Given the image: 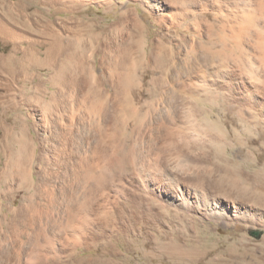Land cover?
I'll list each match as a JSON object with an SVG mask.
<instances>
[{"label":"rangeland","instance_id":"rangeland-1","mask_svg":"<svg viewBox=\"0 0 264 264\" xmlns=\"http://www.w3.org/2000/svg\"><path fill=\"white\" fill-rule=\"evenodd\" d=\"M150 3L157 9H149ZM0 18L14 27L9 36L0 35V54L12 51L17 60L13 72L0 66V247L25 240L23 225L9 230L11 238L4 234L13 217L11 224L28 211L34 223L29 231L43 251L39 259L47 264H264V229L251 227V218H264V0H0ZM92 32H101L98 42ZM55 43L60 48L48 54ZM106 44L113 47L110 54ZM111 52L119 58L113 60ZM127 80L126 90L121 83ZM92 95L113 102L101 104L94 149L110 152L115 141L108 135L113 131L121 140L119 126L136 129L131 120L120 124L125 116L118 99L128 97L143 110L166 104L168 124L179 115L195 130L185 140L197 164L184 169L196 173L181 179L227 212L250 213L247 218L191 219L160 199L157 182L143 185L133 175L107 169L103 179L77 183L75 205L85 199L86 206L75 207L73 215L83 233L56 226L50 213L59 195H39L42 155L52 153L58 132L75 130L78 107L86 110ZM44 217L55 228L41 229L37 222ZM136 218L141 222L135 225ZM21 255L0 249V264H26ZM30 259L27 264H34Z\"/></svg>","mask_w":264,"mask_h":264},{"label":"bare ground","instance_id":"bare-ground-1","mask_svg":"<svg viewBox=\"0 0 264 264\" xmlns=\"http://www.w3.org/2000/svg\"><path fill=\"white\" fill-rule=\"evenodd\" d=\"M108 2H109V0H98V3H100V4H107ZM148 7H149V9L155 10V9H157V3H150V5ZM135 19H136V17H135ZM139 26L142 27L141 25H139ZM89 27H90V25H89ZM92 27H90V28H92ZM85 28H86V26H85ZM12 29L14 30V27L8 26L5 23V20H3V18H0V35H3V36L8 35L9 36L10 34H12V31H13ZM102 30H98V32L102 31ZM87 31H90V30H87ZM98 32H92L90 34V37L92 39H94L95 42H98L97 40L99 39V36L101 33V32L100 33H98ZM92 43H93V40H92ZM92 46H93V44H92ZM111 47H112L111 44H108V45L106 44L104 47L105 50L108 52V54H110L109 51L111 50ZM48 48L49 49L47 52H48V54H50L51 52L54 51V49L57 51V49H59L60 46H59V43H55V44H52V46H49ZM51 50H53V51H51ZM125 51H126V48H125L124 52ZM11 52H9V54L7 56L0 54V66L2 68L6 69L8 72H13L14 64L17 61L15 58H13L15 54H13ZM124 52H122V53H124ZM113 54H114V52L112 53V55ZM114 56H115V54H114ZM133 56H134V54H133ZM133 56L129 60L134 59ZM116 58L118 59L119 57L116 55L113 58V60H117ZM127 58L128 57L126 56V59ZM141 58H142V56H141ZM130 62L127 61V63H130ZM133 62H135V61H133ZM92 63L96 66V60L95 59L92 61ZM117 64H119V63H117ZM120 64H122V63H120ZM130 64H132V63H130ZM125 65H126V63H124V66ZM127 65L129 66V64H127ZM115 66H117V65H115ZM132 66H131L132 68L130 67V69H134V66H136V65L133 64ZM62 74H63V72H62ZM62 74H60V77ZM123 75H124V73H123ZM102 83H104V82H102ZM105 84H107V83H105ZM121 84L124 86L123 87L121 85V87L124 89H126L125 87L131 86V82H128V80L122 82ZM100 85H98V86H100ZM108 87H109V85H108ZM95 89H97V88H94V92H95ZM104 92H105V90H104ZM98 93H97V95H98ZM93 96L94 95L91 96V99H90V97H88L89 98L88 99L89 104H87L88 107L85 108L87 111L83 110L82 104L79 105L78 109H79L80 113H79V116H78V118L75 122V125H74L75 130L70 131V132H63V131L58 132V137H57V139L55 137L56 141L54 142L53 147H52L53 148L52 153H43V155H42V162L44 163L45 167H44V169H42L38 172L39 173L38 176L41 179V182H39V195H42V193H45V192H50V194L53 192H56L57 195H59L60 201H58L57 206L55 205L56 206L55 211L53 213H50V215L52 214L54 216L51 220L56 223V226H62L63 225L65 229H72L73 231H78V232H75L74 234L83 233L84 228L81 227L83 224L78 225L79 223L77 224L75 221V219L78 217L76 215H73V213H76L74 210L76 207L75 201H74V199H75V197H74L75 193L74 192H76V189H78L77 186L80 185V184L77 185V183L82 181V179H83V181L84 180L86 181L91 176H93L94 179H96V180H98L99 178L103 179L106 176L107 169H108V171L110 169H115V170L119 171L120 174H122V173L128 174L129 177H131V175H133L132 177L136 178L143 185H147L151 181L157 182L159 185V186H157L159 188V190L160 189L165 190V188L167 189L166 191H163V190L160 191L161 192L159 194L160 199L164 200L165 203L169 206H174L175 208H180L182 210L181 212L188 215L187 217H190L191 219H193L194 217L197 218L199 215H203V217H206L207 219H215L218 221L221 220L224 222L225 221L231 222V221H234L235 219L244 221L245 218H247L246 217L247 214L249 215L250 213H247V212L241 211V210H232L230 212H227L215 200H208L206 198L207 196L204 197L205 194L202 190H199L197 187L188 183L189 181L186 182L185 180H183V178L181 179V176L183 174L185 176V173L187 175L196 173V172L194 173V170L191 171L190 168H189V172L184 169V166H186V165L190 166V164H192L194 166L197 164L196 159L192 158V152L190 150L189 143L186 142V140H185L186 139L185 137H190L188 135V132L190 129H192V127L189 126L188 124H186V122L183 119V116H179V115L176 116V118L171 119L172 120L171 123L168 124L164 120V118L166 117V115L164 113L167 110L166 104H163L162 107L156 111H153L149 107H147L148 108L147 110L146 109L143 110L142 108H140L138 106H134V104L131 101L132 99L130 100L127 96H126L127 98H125V99L121 98L124 101H121V99H118L117 105H119V108H120L119 111L122 112L123 115L126 117L125 118V117L121 116L122 119L120 117H118V119L120 118V120L122 121V123H120V124L125 125V123L127 124V122L129 120H131L135 123L136 129L133 128L135 130L127 131L126 129H124L120 126H119V128L117 127L116 130L120 129V130H118V132H120L119 134L121 136L120 137L121 140L118 141L115 138L117 136V133L111 131V134H109L108 136L113 137V141H115V143H113V147L111 146L112 149L110 150V152L103 151V150L98 151L96 148H95L96 149L95 150L93 148V145H92V143L94 141L93 135H95V132L97 129L96 127L102 126V115L101 114L103 113V111L102 112L100 111L102 108L101 104L107 105L108 104L107 101L109 99L106 100V102L104 103L105 99L103 97H102L103 100H101L102 102L100 101V99H101L100 97H95L96 99L100 98L99 100L97 99V101H98L97 102L96 100L93 99L94 98ZM217 98H218L217 96H214L213 98H209L210 104H212L213 101L216 100ZM79 100H81V99H79ZM84 100L82 99V101H84ZM114 100L117 101L115 98H114ZM65 101L67 102V100H64V102ZM70 101H68V102L70 103ZM67 104H65V106ZM70 104H68V105H70ZM112 104H113V102L108 104V105L112 106ZM184 104H185L184 102H180L179 108L182 109L184 107ZM105 105H103V108H105L104 107ZM71 106H68V108L69 107L71 108ZM108 107L111 109L110 106H108ZM151 107L153 108V106H151ZM66 108H67V106H66ZM106 109H107V106H106ZM106 109L104 110L105 112H106ZM64 112H65V110H64ZM120 112H119V114H120ZM197 112H198V110H196L194 112V115H198ZM203 112L206 114L208 111L206 110ZM71 113H73V112H71ZM114 113L118 114V110H117V112L113 111L112 116L117 115ZM73 114H75V112ZM77 114L78 113H76L75 117H77ZM110 114H111V112H110ZM71 116H72V114H71ZM105 116H107V115H105ZM60 117L62 118V116H60ZM72 117L74 118V115ZM120 120H118L117 123ZM63 121L58 120L59 126L64 125ZM117 123L114 126H117ZM68 124H71V123H68ZM105 129H106V126H105ZM198 129L199 128L197 127V130ZM102 131H104V129ZM193 131L195 133V130H193ZM93 132H94V134H93ZM104 132L106 133V131H104ZM105 133H103V134H105ZM100 134H102V132ZM99 140H100V137H99ZM99 140H97V141H99ZM110 142H112V141L110 140ZM101 144H99V147ZM97 146H98V143H97ZM99 147H98V149L102 148V147H100V148ZM18 163H20V162L18 161ZM191 169H193V168H191ZM19 171H20V169H18V172ZM96 173H97V176L95 175ZM94 175L96 176V178ZM97 177H98V179H97ZM92 178H90V179H92ZM260 186L262 187L264 185L260 184ZM42 189L44 190V192L42 191ZM75 196H77V195H75ZM82 201L83 202H81L76 207V209L78 208L79 211H80V208H83V207L85 208V206H86V203H84L85 199ZM48 205H49V203H48ZM3 206H5V205H3ZM5 208H3V209H5ZM7 211L8 212L5 211L6 213H4L5 214L4 220L5 221H8L7 220L9 218L8 213H10L11 210L9 211V208H8ZM27 212H26V214H27ZM179 212H178V214H179ZM45 213H47V212H45ZM77 213H79V212L77 211ZM175 213H177V212H175ZM26 214H23L19 217H16L17 218L16 222L14 224L12 223L13 224L12 225L10 221L14 219V217H13V219H11L9 221V223L7 224V228H6L7 232L4 234L5 236L10 237V231H9L10 229H11V232H13L14 227H17L19 225H21V226L23 225L26 229L25 230V240H23V242H20L21 243L19 245L20 247L17 245L18 243L17 244L16 243H7V244L2 245L0 247L1 252L9 254L10 257H11V255H14L16 253L17 254L20 253V255H21V253L22 254L24 253L23 258H24V263L26 262V264L29 262V258H32V257L34 260L33 261H32V259H30V260L32 262H34V264H47L48 263L47 261H45L43 259H39L40 255L43 254V251H40V248L37 247L38 237L34 234L32 235V232L29 231L30 229H33V224H34L32 222L33 218H31L30 216L28 217V215H26ZM47 214H49V212ZM101 214H102V212H101ZM99 215L100 214L98 213V216ZM131 215H128V216H131ZM74 216H76V218H74ZM41 217H43V216H41ZM48 217H49V215H48ZM79 217H80V214H79ZM47 218L44 217V218H42L44 220H41V219L38 220V222H37L38 226H40L41 229H43L42 225L47 226L46 228H50V230L52 228H55L54 224H52L51 222H48ZM2 219H1V221H2ZM49 219H50V217H49ZM82 219H81L80 223H82ZM136 219L137 220H135V219L133 220L135 225H136V223H138L141 220V219H139V221H138V218H136ZM84 220H85V218H84ZM251 220L253 221L252 226H251L253 229H255V230L264 229V218L254 217V218H251ZM128 221H130V220H128ZM57 222L60 225H57ZM197 222L198 221L196 220V223ZM129 223L130 222H128V224ZM130 225H131V223H130ZM40 227H38V228H40ZM129 227H131V226H129ZM38 228L36 227L35 229H38ZM46 228H45V230L48 231V229H46ZM126 228H124V229L126 230ZM138 229H140V228H138ZM127 230H129V229H127ZM39 231H40V229H39ZM33 232H34V230H33ZM61 236H62V234H61ZM22 237H24V236H22ZM69 240L70 239L66 238L65 241L68 242ZM262 240L264 241V239H262ZM56 242H57V240H56ZM49 243H50V240H49ZM62 245H61V247H62ZM17 247H19V248H17ZM79 247L82 248V251L90 250V247L88 245H82V246L80 245ZM6 257H7V255H6ZM13 258H15V257L13 256ZM18 258H20V257H17L14 261L18 260ZM21 258H22V255H21ZM0 261H1V258H0ZM8 261L10 262L12 260H10V258H8ZM19 263H21V259H20Z\"/></svg>","mask_w":264,"mask_h":264}]
</instances>
